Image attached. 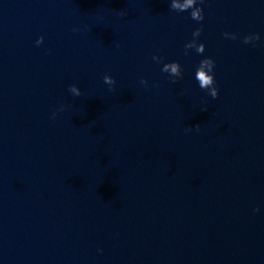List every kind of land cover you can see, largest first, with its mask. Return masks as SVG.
<instances>
[{
    "label": "water",
    "instance_id": "95a60500",
    "mask_svg": "<svg viewBox=\"0 0 264 264\" xmlns=\"http://www.w3.org/2000/svg\"><path fill=\"white\" fill-rule=\"evenodd\" d=\"M169 4L0 0V264H264V0Z\"/></svg>",
    "mask_w": 264,
    "mask_h": 264
},
{
    "label": "clouds",
    "instance_id": "9594fccd",
    "mask_svg": "<svg viewBox=\"0 0 264 264\" xmlns=\"http://www.w3.org/2000/svg\"><path fill=\"white\" fill-rule=\"evenodd\" d=\"M204 0H170V10L175 11L177 13L180 12H187L190 11V18L194 21L201 22L204 20V10L202 7L197 6L198 4L202 5ZM118 14L121 16L127 15L126 11L121 9L118 10ZM72 31H78V29H72ZM203 32V25L201 24L200 27L196 28L192 33V39L185 43L184 45V54L188 55L189 50H195L198 55H202L205 52V44L198 41V38L201 36ZM222 35L226 39L236 40L238 39V35L236 33H229L224 32ZM260 39V35L250 34L243 37V43L249 44L252 43L255 46V41ZM44 37L41 36L36 40V45L40 46L43 43ZM152 60L155 61L157 64H163L162 71L169 74V78L171 79L172 83H176L179 79L183 77V70L179 62L173 61L164 63V58L161 56L153 55ZM214 69H215V61L210 58H204L200 60L196 71H195V79L198 81V85L202 90H206L212 98L218 97V88L216 86V81L214 79ZM103 81L105 84L109 86V90H114V85L116 83L115 79L108 74L103 76ZM140 83L145 87L148 86V81L144 78H141ZM155 86V85H154ZM68 91L73 94L74 96L79 97L82 93L80 88L73 84L70 85ZM64 108L61 105L60 109L54 110L52 113V118L55 119L58 111H62ZM206 111V110H205ZM193 127H188L185 129V132H191ZM196 130H199V124L195 125ZM254 211H258V209H254ZM102 251V250H101Z\"/></svg>",
    "mask_w": 264,
    "mask_h": 264
}]
</instances>
